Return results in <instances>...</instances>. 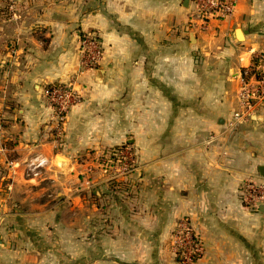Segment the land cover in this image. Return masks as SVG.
Returning a JSON list of instances; mask_svg holds the SVG:
<instances>
[{
  "label": "crops",
  "instance_id": "0c3cea01",
  "mask_svg": "<svg viewBox=\"0 0 264 264\" xmlns=\"http://www.w3.org/2000/svg\"><path fill=\"white\" fill-rule=\"evenodd\" d=\"M191 6L0 0V264H179L166 235L184 216L205 250L191 264H264V204L242 200L245 181L264 179V108L229 125L243 69L258 57L264 71V0H237L203 29ZM86 31L104 45L93 69L81 63ZM70 81L80 101L57 134L46 90ZM143 130L161 154L148 190L88 189L90 153ZM38 156L49 166L26 177Z\"/></svg>",
  "mask_w": 264,
  "mask_h": 264
},
{
  "label": "built area",
  "instance_id": "2783aa9c",
  "mask_svg": "<svg viewBox=\"0 0 264 264\" xmlns=\"http://www.w3.org/2000/svg\"><path fill=\"white\" fill-rule=\"evenodd\" d=\"M191 8L189 20L192 26L203 29L208 20L215 17L230 15L237 0H190ZM81 63L85 69L98 67L104 55V45L93 31L83 32L79 39ZM74 82L54 84L46 90L53 105L55 114V130L57 134L63 131L64 123L70 108L80 101V95ZM240 108L234 112L229 125L231 128L248 120L257 110L264 108V72H250L246 69L242 73V85L239 93ZM48 159L38 156L27 162V174L37 176L39 168L46 165ZM242 200L245 205L257 207L264 204V179L247 180L242 190ZM176 236L178 254L183 256V263H192L204 254V244L198 231L193 229L185 220L179 222Z\"/></svg>",
  "mask_w": 264,
  "mask_h": 264
},
{
  "label": "rangeland",
  "instance_id": "374dc122",
  "mask_svg": "<svg viewBox=\"0 0 264 264\" xmlns=\"http://www.w3.org/2000/svg\"><path fill=\"white\" fill-rule=\"evenodd\" d=\"M139 119L140 117H138V122L148 123V116L144 117L142 121H139ZM134 139L136 141L125 142L110 149L90 153L92 156L91 161L82 172L84 183L88 189L93 191V189L99 188L100 185L106 184L105 186H108L112 190L120 191L121 194H127V188L135 187L139 189L143 184L145 190H148V172L152 171L153 167L160 163L161 154L159 149L152 150L148 148V131H139ZM27 162L24 164V175L28 178L36 177L33 174H27ZM48 166L49 164L47 163L40 167L37 176L41 174L42 170H46ZM5 169V166L0 164V194L4 192L3 189H6V184L8 183V179L3 174ZM181 220H185L195 229V226L188 217H180L168 229L166 244L170 251L178 257L179 264H185L182 261L183 256L178 254L175 243ZM160 223V219L151 220L152 229L160 231Z\"/></svg>",
  "mask_w": 264,
  "mask_h": 264
},
{
  "label": "trees",
  "instance_id": "16d2710c",
  "mask_svg": "<svg viewBox=\"0 0 264 264\" xmlns=\"http://www.w3.org/2000/svg\"><path fill=\"white\" fill-rule=\"evenodd\" d=\"M261 65H262V61L259 60L258 57H255V58L253 59V63H252V65L250 66V68H249L248 70H250V72H255V73L258 74L259 72L262 71ZM245 70H246V69H243V72H244ZM262 72H264V71H262Z\"/></svg>",
  "mask_w": 264,
  "mask_h": 264
},
{
  "label": "water",
  "instance_id": "95a60500",
  "mask_svg": "<svg viewBox=\"0 0 264 264\" xmlns=\"http://www.w3.org/2000/svg\"><path fill=\"white\" fill-rule=\"evenodd\" d=\"M190 0H186V2H189ZM263 209H264V205H262Z\"/></svg>",
  "mask_w": 264,
  "mask_h": 264
}]
</instances>
